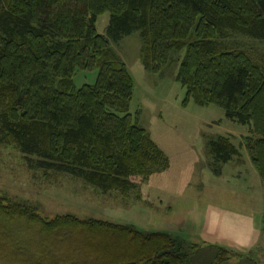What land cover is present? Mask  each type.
I'll list each match as a JSON object with an SVG mask.
<instances>
[{"label": "trees", "instance_id": "obj_1", "mask_svg": "<svg viewBox=\"0 0 264 264\" xmlns=\"http://www.w3.org/2000/svg\"><path fill=\"white\" fill-rule=\"evenodd\" d=\"M105 11L106 35L96 28ZM136 30L145 68L159 72L183 50L176 79L186 86L184 100L213 103L250 125L251 162L264 183V55L217 42L229 32L264 40V0H0V142L35 156L29 162L45 171L127 195L132 175L146 176L165 159L134 115L115 109L128 108L133 78L108 37ZM86 68H96L94 81L76 86L75 70ZM210 147L222 162L238 153L223 138ZM21 218L36 233L66 230L64 239H79L88 254L45 261L51 249L42 240L17 244L3 230L2 252H11L0 254L5 264H193L201 248L163 230L71 214L47 220L28 205L0 200L1 220ZM205 247H215L211 264L230 257L225 246Z\"/></svg>", "mask_w": 264, "mask_h": 264}, {"label": "rangeland", "instance_id": "obj_2", "mask_svg": "<svg viewBox=\"0 0 264 264\" xmlns=\"http://www.w3.org/2000/svg\"><path fill=\"white\" fill-rule=\"evenodd\" d=\"M108 20V11L96 20L97 30L105 35ZM108 40L133 78L128 108L118 103L115 109H127L134 115L162 151L164 161L146 176L132 175L133 188L122 195L69 173L31 165L35 156L0 142V200L28 205L47 220L71 214L134 224L144 231H167L201 246L193 255V264L213 262L215 247L206 244L230 250L223 264H264V183L251 162L249 145L254 135L250 125L229 119L223 108L213 103L202 105L193 97L184 100L186 86L176 79L183 50L173 51L169 63L153 72L144 67L138 30ZM217 42L222 47L264 55L263 39L229 32ZM96 72V68L76 69L72 78L80 86L93 82ZM222 138L238 150L226 162L211 153L210 142ZM0 231L16 238L17 244L25 241L32 247L31 242L42 240L40 246L51 249L45 261L52 260L51 254H88L79 239H64L66 230L36 233L24 218L0 219ZM4 246L0 245V254H11L7 248L2 252ZM2 261L0 264H5Z\"/></svg>", "mask_w": 264, "mask_h": 264}]
</instances>
